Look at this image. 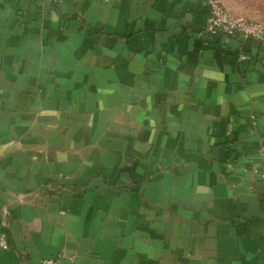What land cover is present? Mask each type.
<instances>
[{
    "label": "crops",
    "instance_id": "1",
    "mask_svg": "<svg viewBox=\"0 0 264 264\" xmlns=\"http://www.w3.org/2000/svg\"><path fill=\"white\" fill-rule=\"evenodd\" d=\"M207 16L0 0V264H264V41Z\"/></svg>",
    "mask_w": 264,
    "mask_h": 264
},
{
    "label": "built area",
    "instance_id": "2",
    "mask_svg": "<svg viewBox=\"0 0 264 264\" xmlns=\"http://www.w3.org/2000/svg\"><path fill=\"white\" fill-rule=\"evenodd\" d=\"M208 10L207 21L204 31L208 35L220 34L234 36L237 38H256L264 41V25L258 21H252L245 16L232 13L221 2V0H206ZM4 209V208H3ZM7 213L6 210L3 214ZM0 229V248L10 249L11 244L6 230L7 223L2 222ZM66 254L59 252L54 256L41 259V264H64Z\"/></svg>",
    "mask_w": 264,
    "mask_h": 264
},
{
    "label": "rangeland",
    "instance_id": "3",
    "mask_svg": "<svg viewBox=\"0 0 264 264\" xmlns=\"http://www.w3.org/2000/svg\"><path fill=\"white\" fill-rule=\"evenodd\" d=\"M225 2L239 15L264 25V0H226Z\"/></svg>",
    "mask_w": 264,
    "mask_h": 264
}]
</instances>
